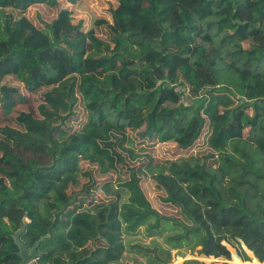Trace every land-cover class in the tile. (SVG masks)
I'll return each instance as SVG.
<instances>
[{
	"label": "trees",
	"instance_id": "trees-1",
	"mask_svg": "<svg viewBox=\"0 0 264 264\" xmlns=\"http://www.w3.org/2000/svg\"><path fill=\"white\" fill-rule=\"evenodd\" d=\"M65 1L73 7L82 2ZM34 5L56 10L55 18L37 27L24 14ZM109 16L86 30L58 0H0L3 115L76 75L88 127L173 142L185 151L205 128L207 95H230L235 105L225 111L227 143L217 150L213 168L188 156L152 171L166 201L187 223L152 209L132 171L113 189L119 202L79 214L89 234L73 236L80 254L73 264H96L94 256L108 245L101 230L113 219L125 235L150 242L128 245L144 260L134 258L135 264H169L172 252L185 257L183 250L202 255L197 259L206 263L212 257L264 263V150L257 147L264 141V0H116ZM177 86L189 89L186 104ZM30 146L48 159L36 150L23 153L0 137V264H19L12 235L23 218L28 223L20 239L29 248L51 230L38 249L36 261L45 262L41 249L49 240L62 242L68 230L62 217L83 196L69 199L59 184L90 152L88 138H73L57 150L52 141L49 147ZM227 246L237 256L230 259Z\"/></svg>",
	"mask_w": 264,
	"mask_h": 264
},
{
	"label": "rangeland",
	"instance_id": "rangeland-1",
	"mask_svg": "<svg viewBox=\"0 0 264 264\" xmlns=\"http://www.w3.org/2000/svg\"><path fill=\"white\" fill-rule=\"evenodd\" d=\"M58 1L61 8L69 6L73 10L74 23L82 22L86 30L91 28L96 19L104 18L110 21L109 9L116 5V0H82L74 7L65 0ZM56 13V10L44 5H34L24 14L34 25L42 28V22H50ZM93 78L104 88H109L108 82ZM77 86L78 76L73 75L57 86L35 92L29 104L16 106L9 115H3L0 108V137L23 153L29 154L36 150L48 159L43 150L30 145L49 147L52 141L53 147L57 150L73 138H88L92 144L90 152L81 158L76 172L63 177L59 184L69 199L71 195L83 194L62 217V221L68 224L65 238L62 242L49 240L41 249V253L45 254L47 259H44L45 262L34 261L37 264H57L58 260L61 264L76 262L80 254L73 236L89 234L83 231L79 214L100 203L119 202L121 197L113 189L117 181L129 179L132 171L140 178L139 186L152 209L164 216L179 218L187 223L180 209L166 201L163 190L151 178L152 171L156 173L157 166L188 156L196 157L200 162L205 161L207 169L213 168L217 150L227 143L224 133L227 123L225 111L235 105L230 95H207L208 102L202 111L206 119L205 128L193 146L181 151L172 142L160 144L156 140H141L132 132L110 127L102 129L88 127L87 113ZM257 147L264 150V141L259 142ZM205 157L207 160H204ZM101 234L107 239L108 245L94 256L96 264H135L134 258H138L139 263L144 261L129 252L128 245L136 240L149 244V240L141 235L134 237L125 235L117 219H113L109 227L102 229ZM227 247L231 259V254L236 255V252ZM183 252L185 257L178 256L173 251V258L169 264H182L184 260L209 264L201 261V258L197 259V256L202 255L190 254L187 250ZM217 261L218 264H232L229 260Z\"/></svg>",
	"mask_w": 264,
	"mask_h": 264
},
{
	"label": "water",
	"instance_id": "water-1",
	"mask_svg": "<svg viewBox=\"0 0 264 264\" xmlns=\"http://www.w3.org/2000/svg\"><path fill=\"white\" fill-rule=\"evenodd\" d=\"M22 227L19 228L13 235H12V239L14 242V245L17 248V252L16 255L17 257L20 259L19 264H32L34 261H36L39 257V252L38 249L40 247V245L47 240L48 238L51 237L52 233L51 230H48V234L42 236L32 248H29L26 244L23 243V241L20 239L22 233L25 231V227L28 223V221L23 218L22 220ZM206 257V256H204ZM212 257V256H211ZM207 258V257H206ZM214 259V261L210 262V263H217V259L215 257H212ZM186 261V260H184ZM183 261V262H184ZM209 263V264H210ZM259 263V262H258ZM259 264H264V263H259Z\"/></svg>",
	"mask_w": 264,
	"mask_h": 264
},
{
	"label": "built area",
	"instance_id": "built-area-1",
	"mask_svg": "<svg viewBox=\"0 0 264 264\" xmlns=\"http://www.w3.org/2000/svg\"><path fill=\"white\" fill-rule=\"evenodd\" d=\"M176 91L178 93H183V95L181 96L180 102L182 104H186V98L189 97V89H187L185 87L182 88V87L177 86L176 87Z\"/></svg>",
	"mask_w": 264,
	"mask_h": 264
},
{
	"label": "crops",
	"instance_id": "crops-1",
	"mask_svg": "<svg viewBox=\"0 0 264 264\" xmlns=\"http://www.w3.org/2000/svg\"><path fill=\"white\" fill-rule=\"evenodd\" d=\"M173 143V142H172ZM175 144V143H174ZM176 145V144H175Z\"/></svg>",
	"mask_w": 264,
	"mask_h": 264
}]
</instances>
